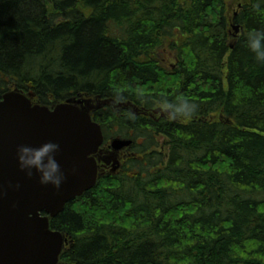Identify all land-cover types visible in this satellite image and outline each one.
I'll use <instances>...</instances> for the list:
<instances>
[{
  "label": "trees",
  "instance_id": "1",
  "mask_svg": "<svg viewBox=\"0 0 264 264\" xmlns=\"http://www.w3.org/2000/svg\"><path fill=\"white\" fill-rule=\"evenodd\" d=\"M243 1L0 0V100H109L92 115L105 141L134 142L51 220L60 264H264V63L247 46L264 15ZM180 99L192 119L117 107Z\"/></svg>",
  "mask_w": 264,
  "mask_h": 264
},
{
  "label": "water",
  "instance_id": "2",
  "mask_svg": "<svg viewBox=\"0 0 264 264\" xmlns=\"http://www.w3.org/2000/svg\"><path fill=\"white\" fill-rule=\"evenodd\" d=\"M96 102L70 100L49 108L17 89L0 100V264H60L68 240L50 222L100 177L96 157L104 135L92 113L115 103ZM117 107L141 113L131 102ZM153 113L166 116L161 108ZM48 141L60 145L56 159L66 177L60 189L42 185L38 174L30 178L19 168V146L39 148ZM132 145L133 140L115 139L111 149L120 152Z\"/></svg>",
  "mask_w": 264,
  "mask_h": 264
},
{
  "label": "clouds",
  "instance_id": "3",
  "mask_svg": "<svg viewBox=\"0 0 264 264\" xmlns=\"http://www.w3.org/2000/svg\"><path fill=\"white\" fill-rule=\"evenodd\" d=\"M264 0L253 4V9L261 15H264V8H261ZM247 46L255 55L257 62L264 63V30H252L248 33ZM136 95L143 99V90L138 89ZM121 100V94L117 93L116 103ZM159 107L166 113L169 120H190L198 112L199 105L188 99H180L176 103L163 100L159 102ZM60 152L58 143L48 141L39 148H33L27 145H21L17 149V159L19 168L25 172L28 177L39 175V182L42 185H53L56 189H60L65 174L61 169V165L56 159Z\"/></svg>",
  "mask_w": 264,
  "mask_h": 264
},
{
  "label": "rangeland",
  "instance_id": "4",
  "mask_svg": "<svg viewBox=\"0 0 264 264\" xmlns=\"http://www.w3.org/2000/svg\"><path fill=\"white\" fill-rule=\"evenodd\" d=\"M228 2L230 3L229 5L230 15L234 14L238 10V7L242 6V2L244 3L243 0L242 1L241 0H228ZM232 24H233V20H231V25ZM231 30H232L231 38L234 39L235 35H238L239 33L236 32L234 27H232ZM166 64H167L166 68L168 70L175 69L176 65L174 64V61L169 60ZM72 101L79 102V104H81V102L83 101H87L88 104H92V105L97 104L95 99H90V98L74 99ZM107 150H108L107 148H103L100 151L99 156H97L99 163L103 166V169H102L103 173L101 174L102 177L112 175L113 173L117 172L120 168L121 163L131 156V152L127 154V151L115 152L113 150H110L109 152Z\"/></svg>",
  "mask_w": 264,
  "mask_h": 264
},
{
  "label": "flooded vegetation",
  "instance_id": "5",
  "mask_svg": "<svg viewBox=\"0 0 264 264\" xmlns=\"http://www.w3.org/2000/svg\"><path fill=\"white\" fill-rule=\"evenodd\" d=\"M153 110H150V111H148V114L149 115H146V117L147 118H151V119H153L154 121H159V120H161V119H168L167 118V116H162L160 113L159 114H155V113H153L152 112ZM141 114V113H140ZM145 115V114H144ZM114 139H111V140H109L108 142H104V145L101 147L102 149L103 148H107L108 150L107 151H109L110 152V150H112L111 149V143H112V141H113ZM101 149V150H102ZM123 151H127V154L130 152V149H125V150H123ZM122 152V151H121ZM99 156V155H98ZM131 156H132V154H131ZM130 156V157H131ZM126 157H127V155H126ZM97 158V161L99 162V160H98V157H96ZM125 158V157H124ZM129 158V157H128ZM127 158V159H128ZM125 161V160H124ZM124 161L121 163V165H120V168H121V166H122V164L124 163ZM119 168V169H120ZM102 169H103V166L100 164V172H101V174L103 173V171H102ZM116 173V172H115ZM114 173V174H115Z\"/></svg>",
  "mask_w": 264,
  "mask_h": 264
},
{
  "label": "bare ground",
  "instance_id": "6",
  "mask_svg": "<svg viewBox=\"0 0 264 264\" xmlns=\"http://www.w3.org/2000/svg\"><path fill=\"white\" fill-rule=\"evenodd\" d=\"M235 30H237L236 32L239 33V27L238 26H234ZM139 114V113H137Z\"/></svg>",
  "mask_w": 264,
  "mask_h": 264
}]
</instances>
